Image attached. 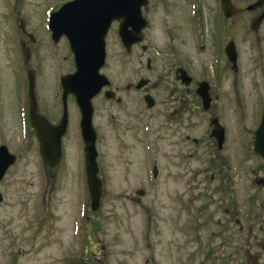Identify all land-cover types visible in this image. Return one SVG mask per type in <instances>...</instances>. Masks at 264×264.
Returning <instances> with one entry per match:
<instances>
[{
  "label": "rangeland",
  "instance_id": "obj_1",
  "mask_svg": "<svg viewBox=\"0 0 264 264\" xmlns=\"http://www.w3.org/2000/svg\"><path fill=\"white\" fill-rule=\"evenodd\" d=\"M64 1L67 0H0V105L8 108L6 121L0 120V124L5 127L9 153L17 155L16 162L0 181V264H145V206L155 211L159 222L157 212H163L160 200L174 207L171 199L181 196L184 219L197 218L202 223L209 218L213 201L217 202L206 186H188L190 181H210V173L217 176V168L212 167L211 161L214 155L205 145L194 158L187 157L191 147L185 135L197 138L205 135L209 118L216 116L230 139L227 145L222 144L228 149L219 152L222 159L229 160L224 169L230 166L229 173L234 178L236 175L249 192L252 178L249 173L258 160L253 156L244 158L234 145L236 137L246 138L244 126H252L251 113L258 109L255 91L264 84L263 63L257 49V38L264 40V19L256 31L251 27L253 18L263 13L264 5L248 10L257 0H231L236 12L223 24L216 17V0H150L151 25L145 29L146 41L142 43L148 49L143 50L140 44L128 54L117 34L118 25L112 24L106 36L102 73L122 100L117 103L115 99H106L102 91L92 101L97 177L102 182L100 205L93 212L84 169L80 114L72 95L68 99L65 156L54 171L43 165L37 145L27 144L24 125L20 126L15 112L14 89L21 97L22 84L14 87L10 74L17 69L22 79L24 69L33 75L34 95L41 113L53 115V105L60 104V77L73 72L75 66L68 41L53 42L47 25L51 12ZM214 40H223V46L235 43L236 72L225 54L223 58L214 54ZM28 55L31 58L27 62ZM148 58L150 68L146 67ZM178 64L187 66L194 88L187 90L176 80L174 68ZM142 79L149 83L135 89L134 85ZM202 80L210 85L209 96L217 95L204 110L202 98L195 93L197 82ZM29 83L28 78V88ZM175 88L182 90L184 98L179 127L165 120L166 90ZM143 95L151 97V107L147 108ZM171 106L173 110L176 104ZM178 132L183 138L182 151L174 149V155L168 144ZM171 154L179 161L182 155L183 171L170 166L174 162L168 159ZM172 210L167 209L166 216ZM201 231L199 228L198 234ZM236 231L231 229L230 241L216 240V245L209 249L201 240L183 248L184 254L195 247L198 252L188 264H211L205 262V252L222 254L228 244L239 245L241 236ZM206 234L202 235L208 238ZM151 240L154 250L151 264H164L166 260L175 264L166 253L167 247L175 246V238L168 234L164 223ZM254 251L255 248L250 251V261L256 257ZM236 255L239 260V253ZM237 259L231 264H240ZM215 264H219L218 259Z\"/></svg>",
  "mask_w": 264,
  "mask_h": 264
},
{
  "label": "flooded vegetation",
  "instance_id": "obj_2",
  "mask_svg": "<svg viewBox=\"0 0 264 264\" xmlns=\"http://www.w3.org/2000/svg\"><path fill=\"white\" fill-rule=\"evenodd\" d=\"M192 1L197 2L199 0ZM159 2H162V0H159ZM149 3L150 0H148L147 7L143 9V12H145L143 14L148 21V26L151 25V19L149 17L151 4L149 5ZM216 3L218 8L216 17L219 18L221 22L223 21V24H225V19L228 18L224 16V13L221 9V0H216ZM152 10L153 9H151V12ZM257 39V44L259 45L257 49H260L258 56L260 57L261 63H263L261 69L264 70V40L261 39V37ZM60 40L67 39L61 38ZM214 41L212 42L214 54L223 58L225 54L224 49L226 47V44L225 46H223V40ZM25 44L26 42H24V46ZM142 46L143 45H141V48ZM25 47H21V49H25ZM147 49L148 47L146 46L143 50ZM30 58L31 57H29V59ZM148 59L150 60V58ZM26 61L28 62L29 60ZM179 68H184L187 72L189 70L186 65L178 64L174 68L175 75L176 71ZM19 72L20 70L17 69L15 73L10 74L14 87H18L20 83L22 84V87H20L19 90V94L22 93L21 97L19 95L17 96L16 90L14 89V93L17 97L15 112L17 118L19 119V123H21L20 126H22V123L23 125H25V130L27 134V144H35L38 146V131L29 125L28 118V91L27 89H25L26 85L28 88V70L24 69V76H22L23 79L20 77ZM190 87L194 88L195 86L190 85L185 86L184 88L189 90ZM166 92H168V95L165 97L164 105H166L168 109H165V120H168V122L174 123V125L179 127L182 120V111L184 110L182 104L184 102L182 90L175 88L174 90L167 89ZM255 92V96L257 99L256 104L258 109L255 113H251L250 118L253 121L252 126H250V128L244 126V129L246 131V138L243 139L241 137H236L235 140L237 141V144L233 143V145L235 144L234 146L238 147L237 150L244 156V158L248 156H253L258 160V165L256 166V168H252L249 173L252 177L249 181V185L252 186L253 190H251V187L249 186V192H246L247 187L244 185V183L240 182L236 175L234 178L232 176V173H229L230 166H225L226 168H228V170L224 169V165H227V163H229V160L227 158L222 159V156L219 152H223L224 150L228 149L226 146L223 145V148L218 150L216 141L214 140V138L211 137L209 133H205V135L200 136L198 138L188 134L185 135V140L187 141L188 146L191 147L188 151L187 157L191 159L194 158L195 155L200 152V147L202 145H205L206 150H209V152L214 155V158H211V161L214 162L212 167L217 168V176L210 173V181H203L200 183L197 180L190 181V184H188V186L192 188H195L200 184L206 186L210 189L213 199L217 200V202L213 201V206H211V209L208 211L207 214L209 218L205 219L202 223L197 218L194 221L184 219V217L182 216L183 212L181 207V196L175 199H171V202L174 207L167 206L160 200V203H162L163 206L162 211L164 213L157 212L159 213V222H156L155 211L145 206L144 212H147V228L144 230L145 250L147 255L145 264H151V260L152 258H154L153 241L151 240V237L154 232H157V228L161 226L162 223H164V226H167L168 234L175 238V246H173L174 249L172 246H169L166 250L168 258L175 264L178 262L180 264H188L191 260L194 259V255H197L198 253L196 247L195 249L187 250L186 254L182 252V249L188 247L191 244H195L197 241L201 240V242L207 246V249H209L211 245H216V240L217 242L230 241L229 236L231 234L232 228H234V230L236 229V233L241 236L240 243H238L239 245H236L235 247H230V244H228L227 251L222 254H220V252L208 250L203 254L205 262L215 264V259H218L219 264H231L234 259H237L236 253H239L240 259L237 260L240 264H246L250 262L251 264H263L264 260L262 258L264 254V161L262 155L255 152V135L256 130L258 129L262 120V116L264 114V84L261 85L260 89L258 91L256 90ZM212 98L213 100L216 99L217 95L212 96ZM249 99L247 101H249ZM174 103L176 104V106L173 110H171V105ZM193 103L194 102H192V105L194 106ZM198 106L199 105L197 104V107ZM12 112L15 113L14 110ZM7 113V106L0 105V120L2 122L6 121L7 117L5 116ZM39 113H41L40 110ZM41 114L45 115L44 113ZM62 114L63 106L60 93V104L57 107L53 105V115L49 114L45 116L51 124L55 125L60 121ZM66 136L67 133L62 137L61 141L62 153H64L63 143L66 140ZM228 141H230V139L228 137V134H226L223 144L227 145ZM182 142L183 138L182 136H180V132H178L177 135H174V140H172L168 144L170 148L169 152L174 154V149H179V151H182ZM3 143H5V127L2 123L0 124V145ZM259 149L260 151L264 152V138L259 144ZM174 155L171 154V156L168 157V159L171 158V160L174 161L170 166L177 168V170L183 171V165H181L182 155L179 156L180 161L178 160V157ZM233 156L234 155H232V157ZM55 169H52V171H54ZM230 172H232V170ZM240 172L243 173V171ZM182 176L183 175L180 174V178H182ZM170 207L173 208V212H171V214L169 213L166 216L165 211L167 209H170ZM188 223H191V225H188ZM199 228L202 230L200 234H198ZM204 233H207L206 236L208 238H205V236L202 235ZM252 248H255V251L253 253H256L255 259L252 260L253 262L250 261V258H252L250 253ZM169 263L170 261L167 260L164 262V264Z\"/></svg>",
  "mask_w": 264,
  "mask_h": 264
},
{
  "label": "water",
  "instance_id": "obj_3",
  "mask_svg": "<svg viewBox=\"0 0 264 264\" xmlns=\"http://www.w3.org/2000/svg\"><path fill=\"white\" fill-rule=\"evenodd\" d=\"M147 4L148 0H73L65 3L50 16L49 28L52 32V39L54 42H58L63 35L68 38L76 66L74 73L61 78V85L64 103L66 104L69 94L73 95L81 116L80 130L84 142L85 171L92 210L99 207L102 194V183L97 177L96 131L92 122L94 112L92 99L105 86L110 85L107 77L100 73L106 58L105 38L112 23L118 21V35L126 52L130 53L133 45L141 43L144 39L143 30L147 26V21L143 17L142 8ZM262 5H264V0H257L246 9L255 10ZM222 8L226 17H230L236 12L231 0H222ZM263 17L264 12L253 18L251 27L254 31L259 27L264 19ZM21 27H23L22 21ZM235 49L234 43L230 42L224 50L232 63L233 70H237V53ZM32 77L33 75H29L30 123L38 130L39 151L44 164L55 167L61 159L60 137L67 124L66 112L62 121L56 127H52L43 116L39 115ZM177 78L185 84H189L191 81L185 71H181ZM146 83H148V80L142 79L136 87L141 88ZM208 89V84L202 82L199 84L197 92L202 98L205 109L209 107L211 101ZM105 96L112 98L114 93L107 90ZM118 101H120V98H118ZM145 101L149 107L153 105L151 97L146 96ZM211 123L215 126L211 133L221 144L223 141V128L218 124L217 119H213ZM262 124H264V117ZM259 130L257 136L260 138ZM15 160V155L10 154L5 146L0 147V180Z\"/></svg>",
  "mask_w": 264,
  "mask_h": 264
}]
</instances>
